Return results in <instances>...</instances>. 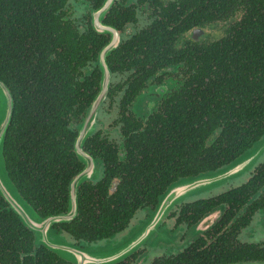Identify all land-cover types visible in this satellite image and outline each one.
I'll return each instance as SVG.
<instances>
[{"label":"trees","instance_id":"trees-1","mask_svg":"<svg viewBox=\"0 0 264 264\" xmlns=\"http://www.w3.org/2000/svg\"><path fill=\"white\" fill-rule=\"evenodd\" d=\"M102 2L0 0V82L12 103L1 152L17 196L40 217L65 211L83 164L73 145L100 88L97 55L109 35L93 30L90 12ZM101 23L120 41L105 56L109 86L81 146L101 177L78 183L76 215L59 224L91 246L151 209L170 183L226 167L264 137V0H114ZM195 28L220 33L184 41ZM173 67L182 81L171 97L149 116L131 113L147 78ZM262 185L264 163L211 204L237 203ZM0 197V264H68L42 247L28 255L31 233Z\"/></svg>","mask_w":264,"mask_h":264},{"label":"flooded vegetation","instance_id":"flooded-vegetation-1","mask_svg":"<svg viewBox=\"0 0 264 264\" xmlns=\"http://www.w3.org/2000/svg\"><path fill=\"white\" fill-rule=\"evenodd\" d=\"M115 31L119 43L120 34L116 29ZM213 35L217 34L211 33V30L202 31L195 28L184 34L183 38L184 41L193 42H197L203 38L208 43L212 40ZM145 68L150 70L148 65ZM173 68H171L173 70L170 68H166L165 71L158 70L147 78L146 85L128 107L131 113L135 116H149L159 108L164 100L171 97L172 93L181 85L180 81H182V76L178 69ZM118 146L121 148L122 144ZM90 158L92 159V174L82 181L97 180L101 177L100 162L92 157ZM262 163H264V151L250 168L236 177L225 179L222 182L221 189L215 194H207V192H204L207 189L199 190L195 186L197 184L188 185L185 183V180L188 178L210 172L178 179L167 185L151 209L143 208L137 210L122 232L110 239L93 242L92 246L87 242L74 240L59 225L70 220L63 223L51 224L49 226L47 240L49 242L61 240V242L80 249H111L131 235L132 239L136 241L144 234L147 227L153 225L142 236L145 239L144 243L142 241L139 245L136 244L127 256L112 264L121 261L126 264H164L165 261L171 262V264H231L244 261H264V205L258 206V202L261 201L260 197L264 198V185H262L261 189L254 196H249L245 200L237 203L231 202V205L226 203L211 204V199L218 195L244 186L253 176L257 167ZM83 168L84 165L82 164L80 171ZM71 182L68 186V196L70 194ZM193 186L195 188H192ZM77 187L78 185L74 188L75 199ZM172 188H174L172 195H178V198L162 214L155 213L157 205L164 197L169 195ZM113 190L114 187L111 188V191ZM0 199L2 200L1 197ZM195 202L205 203L191 206ZM262 204H264V199L260 205ZM0 208L5 210V207L1 204ZM6 209H8V206H6ZM67 209L68 202L65 211L58 215L40 217L34 209L32 211L37 214L40 220H44L48 217L66 214ZM76 211L71 220L75 217ZM27 230L31 233L33 245V250L28 255L35 256L39 247L50 251L36 242L35 231ZM163 234H166V238L162 240L167 246L156 244L163 238ZM146 240L150 241V246L147 245ZM63 261L71 264L65 260Z\"/></svg>","mask_w":264,"mask_h":264},{"label":"water","instance_id":"water-1","mask_svg":"<svg viewBox=\"0 0 264 264\" xmlns=\"http://www.w3.org/2000/svg\"><path fill=\"white\" fill-rule=\"evenodd\" d=\"M113 1L114 0H103L101 6L97 10L90 12L93 30L100 34H108L109 40L97 55L99 70L101 73L99 91L94 97L84 121L77 128V136L74 141L73 151L81 163H83L84 168L71 182L68 209L66 214L40 220L22 202L10 184L5 172L1 147L3 142V134L10 120L12 103L7 89L0 82V195H2L3 199L9 204L10 209L19 216L23 225L27 229L36 232L37 243L49 249L60 259H63L71 264H112L127 256V254H129V252L135 247V245H132L135 241L132 239V235L111 249H80L70 246L65 242H61V240H54L53 242H49L47 240L49 226L51 224L62 223L71 220L76 211L74 188L81 180L88 178L92 174V159L82 151L81 146L84 140L92 132V128L95 124L97 109L106 94L109 72L105 63V56L108 55V53L118 44V36L115 29L111 26L101 23L103 14L107 11ZM263 151L264 138L255 143L249 150L238 156L228 166L212 173L188 178L185 180V183L188 185L197 184L195 186H197L199 190L208 189L212 186L218 185L225 179L236 177L250 168ZM195 186L192 188H195ZM173 191L174 188L171 189L169 195L164 197L163 200L161 199L162 201H160V203L157 205L155 213L158 212L159 215L162 214L178 198V195H172ZM235 264H264V262H241Z\"/></svg>","mask_w":264,"mask_h":264},{"label":"rangeland","instance_id":"rangeland-1","mask_svg":"<svg viewBox=\"0 0 264 264\" xmlns=\"http://www.w3.org/2000/svg\"><path fill=\"white\" fill-rule=\"evenodd\" d=\"M219 32H220V30L219 29H217L216 31H214V30H211V33H215V34H219ZM104 121H103V125H104V127H107V124L111 121V120H108V117H105L104 119H103ZM223 184L222 183H220V184H218V185H215V186H212V187H210V188H208L207 190H204V192H207V194H215V193H217L218 192V190H220L221 189V186H222ZM203 193V192H202ZM152 226L153 225H151V226H149V227H147L146 228V231L144 232V234L143 235H145L146 233H147V231L148 230H150L151 228H152ZM152 232V231H151ZM142 235V236H143ZM142 236L141 237H139L136 241H134L133 242V246L134 245H136V244H140L142 241H143V243H144V238H142ZM142 238V239H141ZM166 238V234H163V238H161L156 244H160V245H164V246H167V244L165 245V242H163V240L162 239H165ZM172 239H174V238H172ZM167 240V239H166ZM175 240H177L176 238H175ZM178 241V240H177ZM146 242L148 243L147 245L148 246H150L149 245V243H150V241L149 240H146ZM151 244V243H150Z\"/></svg>","mask_w":264,"mask_h":264}]
</instances>
